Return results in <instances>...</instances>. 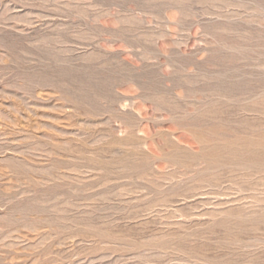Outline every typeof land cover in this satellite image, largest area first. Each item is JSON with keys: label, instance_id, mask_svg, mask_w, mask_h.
<instances>
[{"label": "rangeland", "instance_id": "374dc122", "mask_svg": "<svg viewBox=\"0 0 264 264\" xmlns=\"http://www.w3.org/2000/svg\"><path fill=\"white\" fill-rule=\"evenodd\" d=\"M0 264H264V0H0Z\"/></svg>", "mask_w": 264, "mask_h": 264}, {"label": "bare ground", "instance_id": "6f19581e", "mask_svg": "<svg viewBox=\"0 0 264 264\" xmlns=\"http://www.w3.org/2000/svg\"><path fill=\"white\" fill-rule=\"evenodd\" d=\"M236 168V167H235ZM209 179V178H208ZM216 180V179H215Z\"/></svg>", "mask_w": 264, "mask_h": 264}]
</instances>
